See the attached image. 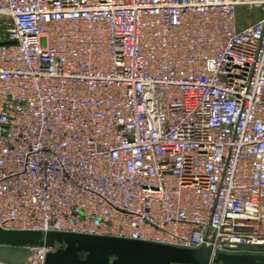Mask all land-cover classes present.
I'll use <instances>...</instances> for the list:
<instances>
[{
  "label": "built area",
  "instance_id": "built-area-1",
  "mask_svg": "<svg viewBox=\"0 0 264 264\" xmlns=\"http://www.w3.org/2000/svg\"><path fill=\"white\" fill-rule=\"evenodd\" d=\"M0 228L264 254V0H0Z\"/></svg>",
  "mask_w": 264,
  "mask_h": 264
},
{
  "label": "water",
  "instance_id": "water-1",
  "mask_svg": "<svg viewBox=\"0 0 264 264\" xmlns=\"http://www.w3.org/2000/svg\"><path fill=\"white\" fill-rule=\"evenodd\" d=\"M0 245L44 246V264H264V254L214 252L209 247L183 248L151 241L65 232L5 230Z\"/></svg>",
  "mask_w": 264,
  "mask_h": 264
},
{
  "label": "crops",
  "instance_id": "crops-1",
  "mask_svg": "<svg viewBox=\"0 0 264 264\" xmlns=\"http://www.w3.org/2000/svg\"><path fill=\"white\" fill-rule=\"evenodd\" d=\"M17 246H3L0 245V264H21L24 259V252L20 250H16ZM8 248H12L11 250H5ZM10 251V253H8ZM235 252H247L244 250H239ZM10 255V259H9Z\"/></svg>",
  "mask_w": 264,
  "mask_h": 264
},
{
  "label": "rangeland",
  "instance_id": "rangeland-1",
  "mask_svg": "<svg viewBox=\"0 0 264 264\" xmlns=\"http://www.w3.org/2000/svg\"><path fill=\"white\" fill-rule=\"evenodd\" d=\"M15 248H16V250H20V251L24 252V259L22 260L21 264H30L33 260H35L36 253H37V251L35 250V247H33V246H26V247L17 246ZM11 249L8 248L5 250H11ZM8 253H10V251ZM9 259H10V255H9Z\"/></svg>",
  "mask_w": 264,
  "mask_h": 264
}]
</instances>
